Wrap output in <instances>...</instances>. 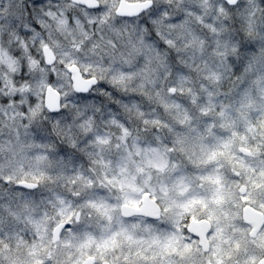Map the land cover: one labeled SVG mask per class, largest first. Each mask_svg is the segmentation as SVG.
<instances>
[{"label": "clouds", "instance_id": "obj_1", "mask_svg": "<svg viewBox=\"0 0 264 264\" xmlns=\"http://www.w3.org/2000/svg\"><path fill=\"white\" fill-rule=\"evenodd\" d=\"M0 264H264V0H0Z\"/></svg>", "mask_w": 264, "mask_h": 264}]
</instances>
